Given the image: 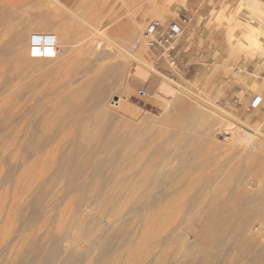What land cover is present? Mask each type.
<instances>
[{"label": "rangeland", "instance_id": "obj_1", "mask_svg": "<svg viewBox=\"0 0 264 264\" xmlns=\"http://www.w3.org/2000/svg\"><path fill=\"white\" fill-rule=\"evenodd\" d=\"M174 1L0 0V36L18 35L0 47V264H264V194L203 211L209 186L184 184L182 200H199L172 209L161 192L191 161L240 184L264 176V0H221L212 16L232 47L196 82L156 63L144 33ZM46 33L57 55L33 57Z\"/></svg>", "mask_w": 264, "mask_h": 264}, {"label": "bare ground", "instance_id": "obj_2", "mask_svg": "<svg viewBox=\"0 0 264 264\" xmlns=\"http://www.w3.org/2000/svg\"><path fill=\"white\" fill-rule=\"evenodd\" d=\"M151 1V0H150ZM151 3V2H150ZM79 17V16H78ZM43 20V19H42ZM9 23V22H8ZM12 24V23H11ZM2 24L1 25V28L3 26L4 29H6L5 31V35H8V34H11L13 31L16 30V25L17 24ZM18 28V27H17ZM31 36V35H30ZM43 36H46L45 40L42 41V44L45 45V41L46 42H50L52 40V37L55 36L54 34L52 33H46L44 34ZM4 36H0V47H4V46H8V47H12L13 45L16 44L17 42V37L18 35L15 33V34H12L10 36L9 39H6V38H3ZM56 37V36H55ZM31 40V39H29ZM57 40V39H56ZM31 42V41H29ZM30 48V47H29ZM0 69L2 68L3 66V61L0 62ZM89 79H87L86 83H91L92 80H89L90 82H88ZM84 82V81H83ZM92 84V83H91ZM84 85V84H83ZM87 85V84H86ZM84 85V87L86 86ZM93 85V84H92ZM90 86V85H89ZM251 89H255L253 88L254 87V84H251ZM88 87V86H87ZM102 87V86H101ZM6 90V89H5ZM83 90V88H82ZM98 90V89H97ZM4 91V88L1 89L0 88V94L2 95V92ZM74 93L75 91L72 90ZM87 92V90H85ZM90 92V91H89ZM89 94V93H88ZM87 95V94H86ZM97 103L100 104V102L102 101V96L100 94L99 91H97V93L93 92V95H92ZM90 96V97H92ZM85 97V96H84ZM62 98V97H61ZM5 100V101H4ZM26 100H30V96L24 98L23 101H26ZM35 100V99H34ZM10 97L8 98V96H3L2 98V103H0V112L2 111V108L3 106H5L6 104H8V102H10ZM22 101V100H21ZM45 101V99H44ZM63 101V100H62ZM116 102V101H115ZM38 103V101H37ZM36 103V104H37ZM45 103V102H44ZM13 104H16V103H13ZM18 104L19 101H18ZM61 104V103H60ZM12 105V104H11ZM17 105V104H16ZM39 105V104H38ZM15 106V105H13ZM57 109V106L55 105V107H53L51 110H56ZM61 109V108H60ZM62 113V112H61ZM52 115V118L55 117V114H51ZM54 115V116H53ZM58 114H56L57 116ZM65 117V116H64ZM47 118V117H46ZM44 118V120L42 121L43 123L44 122H47ZM49 121V120H48ZM61 121V120H60ZM59 121V122H60ZM63 121V119H62ZM50 122V121H49ZM20 123V122H19ZM56 126V123L55 125ZM19 129V128H18ZM55 131V130H54ZM161 144V143H160ZM166 145L164 143H162L159 147V149H163ZM195 147V146H194ZM213 147V146H212ZM84 149V148H83ZM193 151V146H188L187 148V153ZM187 166H186V172H180L179 169H176V167H173L171 170H169V175H170V183H164V184H161V192H162V195L166 196L165 198V204L169 207V208H174L175 206H178L180 205V202L183 201L184 204H187L191 203L192 201H195L196 200H199L197 199L196 197L198 196V194L201 192H197L196 194L194 193H187V198L185 200H182L183 198V194L180 193V190L181 188L183 187V185H187V188L190 186H198L200 188H204V187H210L211 189V195L210 197L205 201V203L203 204L202 206V210L203 211H213V208L214 207H224L227 203V200L229 197H234L235 201H239L237 202V204H239L243 199H246L247 197L254 201L256 200V195L257 194H264V176H251L250 180H248L247 182L243 183V184H240V182H237L235 181V175L232 173L230 174V170L228 171V174L225 175V176H219L217 172L214 171L213 167H210L208 168V164L207 163H204L202 161H191V163H186ZM251 166V165H250ZM250 166H246L249 171H250ZM32 168V166H31ZM29 168V170L31 169ZM34 168V167H33ZM82 167H79L77 165V170L81 169ZM255 168V167H254ZM254 168L252 171H254ZM232 171H235L237 172V170H240V166H234V168L232 167L231 168ZM206 171V172H205ZM197 172L198 175L197 176H194V173ZM205 172V173H204ZM220 177V178H219ZM255 182L257 183V188H256V193H255V190L253 189V186L255 184ZM214 184V185H213ZM252 190V191H251ZM250 192V194L248 195L247 193ZM260 192V193H259ZM200 195V194H199ZM247 195V196H246ZM199 197V196H198ZM239 199V200H238ZM255 204V202H254ZM256 205V204H255ZM256 211L258 213V216L261 217L260 221H261V229L260 231L258 229H256V234H264V205L261 204V205H256ZM221 210V208H220ZM235 215V214H234ZM250 220L249 219H246L244 221V223L242 224L241 226V229L243 227H246V225H248V223L246 222H249ZM249 233L252 232V234H255L254 232V229L253 227H251V229H249ZM191 235L188 234L187 236V240H186V243L187 245H192V246H198L199 245V241L201 240V235L200 233H198L196 235V239L193 243H191ZM209 244V243H208ZM189 249H192L189 247ZM193 249H195L193 247ZM197 250V249H196ZM202 250V249H201ZM199 253V252H198ZM202 253V252H201ZM192 261V260H191ZM185 262L183 264H194V262ZM223 262V261H222ZM196 263V262H195ZM201 263V262H200ZM203 264V263H202ZM205 264V263H204ZM218 264V263H217ZM224 264V263H223Z\"/></svg>", "mask_w": 264, "mask_h": 264}, {"label": "crops", "instance_id": "obj_3", "mask_svg": "<svg viewBox=\"0 0 264 264\" xmlns=\"http://www.w3.org/2000/svg\"><path fill=\"white\" fill-rule=\"evenodd\" d=\"M220 3L221 0H175V5L162 13L164 21L179 19L183 15L192 17L177 45L179 63L173 67L177 77L192 73L193 82H196L199 77H205L216 61L228 57L232 47L228 30H220L212 16L213 10H219ZM261 42L264 43V37Z\"/></svg>", "mask_w": 264, "mask_h": 264}, {"label": "built area", "instance_id": "obj_4", "mask_svg": "<svg viewBox=\"0 0 264 264\" xmlns=\"http://www.w3.org/2000/svg\"><path fill=\"white\" fill-rule=\"evenodd\" d=\"M191 16H181L179 19H173L164 21L162 19H150L144 30L147 38V44L150 49L157 55L156 63L160 61H166L171 66H176L179 63V57L177 54V45L182 39L186 26L191 22ZM46 36L41 34L32 36V49L31 55L36 56H48L55 57L57 55V40L53 36L50 42L45 41V45L42 46ZM34 47H45L43 50L39 48V51ZM56 48V49H55ZM139 93L142 96H146L148 91L141 89ZM247 96L246 90H240L236 97L233 99L234 105H241ZM262 102V98L259 95H255L249 103L252 108L258 107Z\"/></svg>", "mask_w": 264, "mask_h": 264}]
</instances>
